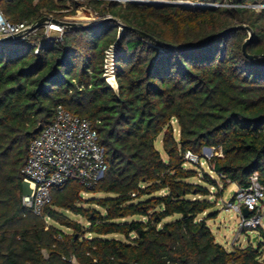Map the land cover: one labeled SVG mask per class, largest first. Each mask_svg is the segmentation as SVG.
<instances>
[{
    "label": "trees",
    "instance_id": "obj_1",
    "mask_svg": "<svg viewBox=\"0 0 264 264\" xmlns=\"http://www.w3.org/2000/svg\"><path fill=\"white\" fill-rule=\"evenodd\" d=\"M173 1L87 0L115 20L64 26L60 36L43 24L34 36L0 41V264H264V224L245 246L217 241L206 184L219 182L185 158L190 151L201 162L212 148L206 162L223 186L249 187L254 172L264 186V8L244 6L264 0ZM79 7L0 0L8 20L31 25L66 21ZM236 25L251 28L256 58L243 51L246 27L189 47ZM112 45L117 90L104 77ZM59 105L92 121L107 170L93 187L70 181L54 190L36 215L23 204V169L36 129Z\"/></svg>",
    "mask_w": 264,
    "mask_h": 264
},
{
    "label": "built area",
    "instance_id": "obj_2",
    "mask_svg": "<svg viewBox=\"0 0 264 264\" xmlns=\"http://www.w3.org/2000/svg\"><path fill=\"white\" fill-rule=\"evenodd\" d=\"M258 6L260 10L264 8V4ZM63 28L64 26L58 23L49 24V29L54 34L59 32L62 34ZM36 29H32V25L27 22H11L0 8V39L6 37H13L8 41L25 39ZM115 70V46L112 45L105 52L104 77L109 85L117 90ZM185 158L192 162L200 161V158L190 151L186 153ZM106 170V151L100 143L99 132L94 128L92 121L75 115L59 105L52 122L42 127L31 141L30 156L23 169L25 184L28 186L23 196V204L32 213L41 215L45 207L51 203L54 190L65 187L70 181L93 187L104 176ZM263 199L264 186L258 179V172H254L251 176V185L238 188L234 199L227 205L228 209L241 215V227L256 228L262 220L260 206ZM244 208L250 211L247 217L243 214ZM73 264L78 263L73 261Z\"/></svg>",
    "mask_w": 264,
    "mask_h": 264
},
{
    "label": "rangeland",
    "instance_id": "obj_3",
    "mask_svg": "<svg viewBox=\"0 0 264 264\" xmlns=\"http://www.w3.org/2000/svg\"><path fill=\"white\" fill-rule=\"evenodd\" d=\"M77 2L80 3V7L77 9L75 14L72 15H68L65 16L64 19H66V21L69 22H74L76 24H86V25H90L93 24L95 22L101 21L103 20L105 17L95 13L92 8L90 7V5H88L87 0H76ZM122 3H125L127 1H137V2H148L150 0H118ZM152 2H163V3H170L175 2L173 0H151ZM171 2V3H172ZM178 3H185V2H178ZM185 4H189L188 2ZM191 4V3H190ZM197 4H201V5H214L217 6L218 4L213 2V1H203V2H197ZM259 4H264V2H250V4H248L247 6L253 9H256L257 11H260L259 9ZM71 5V4H69ZM231 5V4H229ZM72 5L70 6V9L68 10H72ZM107 17H111L110 15H107ZM51 23H55V22H51ZM49 24L50 22L44 23L45 28H44V33L46 35H55L58 33L52 32L49 29ZM57 24V23H55ZM39 28V27H38ZM37 28V29H38ZM36 29V28H35ZM36 29V30H37ZM121 27L119 28V31H121ZM36 30L32 31L28 36H34L36 34ZM59 36L61 35V32H59L58 34ZM118 89V87H117ZM156 146L157 148L163 153V155L165 156V152L163 149V144H162V137H159V139L156 142ZM214 154L213 149L211 151L207 150V149H203V155H205V157H203L201 159V162H199V164H197L198 162L194 161L190 164L188 163V167L191 168H195L199 171V173L203 174L205 172L210 173L211 177L215 178L218 180L219 185L217 188H214L213 186L206 184L205 182H203L200 178H205V175H200L199 177L193 178L194 181H198L200 183L206 184L208 185V187H210V191H211V195L209 196L210 199H212L213 201H215L216 205L212 210H217V216L215 218L209 219L208 223L210 225V227L212 228L214 234L216 235L217 241L220 242L221 244H223L227 249L231 250L234 246L236 245H242L245 246L250 242V239L254 240V238L257 236L255 234V229L256 228H244L241 227V215L234 211V210H230L228 209V205L227 203L230 200H233L235 197L236 192L238 191V187L236 184H228V186H223V184L221 183L220 179L217 177V175L211 170V168L208 166L207 164V158L211 157ZM197 164V166H196ZM199 166V167H198ZM28 189V186L26 185V191ZM92 196H109L105 193H90V194H83V197L85 198H89ZM211 210V211H212ZM261 214H264V208L261 207L260 208ZM74 218L82 221L83 223L86 224L85 220L79 216H73ZM260 224H264V219L262 216V220L260 222Z\"/></svg>",
    "mask_w": 264,
    "mask_h": 264
},
{
    "label": "water",
    "instance_id": "obj_4",
    "mask_svg": "<svg viewBox=\"0 0 264 264\" xmlns=\"http://www.w3.org/2000/svg\"><path fill=\"white\" fill-rule=\"evenodd\" d=\"M172 2V1H171ZM111 20H115V18H113V17H105L103 20H101V21H98V22H95V23H93V24H88V25H84V26H86V27H88V28H91V27H95V26H99V25H101V24H104V23H106V22H109V21H111ZM48 22H55V23H58V24H60L61 26H72V27H75V26H78L79 24H76V23H74V22H69V21H60V20H56V19H51V18H49V17H44V18H42L41 20H39L38 22H36L35 24H33L32 25V29H35V28H38V27H40L41 25H43L44 23H48ZM81 26H83L82 24H80ZM239 27H246L247 29H248V31H249V37L245 40V42L243 43V51H244V54L248 57V58H251V59H254V58H256V56L255 55H251V54H249L248 53V44L251 42V40L253 39V32H252V30H251V28L249 27V26H246V25H236V26H233V27H231V28H228V29H226V30H224V31H222V32H220V33H218V34H215V35H213V36H211L208 40H206V41H204V42H202V43H200V44H198V45H193V46H189V47H194V46H203L204 44H206V43H208V42H210V41H212V40H214L215 38H217V37H219V36H221V35H223V34H225V33H227V32H230L231 30H234V29H236V28H239ZM13 37H6V38H4V39H0V41H6V40H10V39H12ZM42 128V126L40 125L36 130L38 131V130H40ZM205 149H207V150H209V151H211L212 150V148H209V147H206ZM243 214H244V216H249V214H250V211L247 209V208H244L243 209ZM256 239V237L254 238V240Z\"/></svg>",
    "mask_w": 264,
    "mask_h": 264
},
{
    "label": "crops",
    "instance_id": "obj_5",
    "mask_svg": "<svg viewBox=\"0 0 264 264\" xmlns=\"http://www.w3.org/2000/svg\"><path fill=\"white\" fill-rule=\"evenodd\" d=\"M238 187V186H237Z\"/></svg>",
    "mask_w": 264,
    "mask_h": 264
}]
</instances>
